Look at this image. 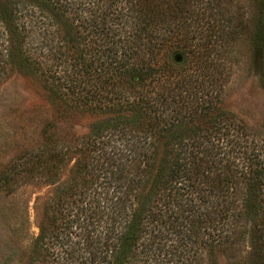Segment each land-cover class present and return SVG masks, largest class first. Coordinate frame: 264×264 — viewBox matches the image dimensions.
Masks as SVG:
<instances>
[{
  "label": "trees",
  "instance_id": "16d2710c",
  "mask_svg": "<svg viewBox=\"0 0 264 264\" xmlns=\"http://www.w3.org/2000/svg\"><path fill=\"white\" fill-rule=\"evenodd\" d=\"M256 3L249 30L222 0H0V88L51 108L0 167L4 198L46 187L0 264H264V134L222 107L243 31L264 81Z\"/></svg>",
  "mask_w": 264,
  "mask_h": 264
},
{
  "label": "rangeland",
  "instance_id": "374dc122",
  "mask_svg": "<svg viewBox=\"0 0 264 264\" xmlns=\"http://www.w3.org/2000/svg\"><path fill=\"white\" fill-rule=\"evenodd\" d=\"M256 1L222 0V11L234 14L238 11L248 21V25L250 23V30L254 28L257 15ZM204 2L198 7L206 5ZM227 65V84L223 92L222 107L235 113L246 125L264 134V81L261 80V69L252 50L250 35L244 31L233 48ZM50 114V104L33 80L17 77L0 88V167L14 156L18 148L36 140L37 131L42 122L50 118ZM91 120L92 117L88 115L76 118L75 130H83ZM45 190L46 187H29L16 197L7 198L0 191V247L5 238V226L15 221L22 201L28 202L29 206V235L37 232L38 218L33 209L34 198ZM6 205L10 209L5 214L2 208ZM219 260L221 264H225L221 258Z\"/></svg>",
  "mask_w": 264,
  "mask_h": 264
}]
</instances>
